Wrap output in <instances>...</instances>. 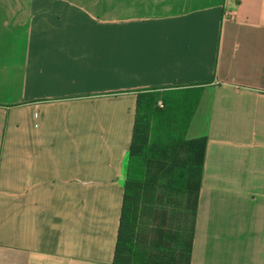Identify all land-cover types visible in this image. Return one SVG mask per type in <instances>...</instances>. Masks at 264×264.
<instances>
[{
	"label": "crops",
	"instance_id": "obj_1",
	"mask_svg": "<svg viewBox=\"0 0 264 264\" xmlns=\"http://www.w3.org/2000/svg\"><path fill=\"white\" fill-rule=\"evenodd\" d=\"M151 90L199 95L191 264H264V0H0V264H115Z\"/></svg>",
	"mask_w": 264,
	"mask_h": 264
},
{
	"label": "trees",
	"instance_id": "obj_2",
	"mask_svg": "<svg viewBox=\"0 0 264 264\" xmlns=\"http://www.w3.org/2000/svg\"><path fill=\"white\" fill-rule=\"evenodd\" d=\"M168 95L172 98L163 99L164 108L159 107L161 95L156 90L138 96L115 264H191L192 261L208 138L186 139L199 95L193 97L184 91ZM165 118L169 122L167 130L157 139L159 124ZM150 194L182 203L190 227L180 225L177 230L167 227L168 223L160 226L152 221L149 226L154 237L145 236L139 242L137 223ZM167 207L164 204L160 212L167 214Z\"/></svg>",
	"mask_w": 264,
	"mask_h": 264
},
{
	"label": "rangeland",
	"instance_id": "obj_3",
	"mask_svg": "<svg viewBox=\"0 0 264 264\" xmlns=\"http://www.w3.org/2000/svg\"><path fill=\"white\" fill-rule=\"evenodd\" d=\"M168 94H169L168 92L160 93L161 95V101L159 102L160 108L165 107L163 99L172 98ZM168 124L169 122L167 121L166 118L159 124L160 127H158L157 139H160L162 137V133L167 130ZM157 197L158 195L156 196L155 194H150L144 203L145 207L142 210L141 219L137 223V230H136V234L138 235V238H140L138 240L139 242L143 241L144 239L143 237L145 236L154 237L152 226H149L152 221L159 223L160 226H162V223H168L167 227L177 230L180 225H182L183 227H190V219H188V217L186 216L184 217V207L182 206V203H176L174 200L169 202L167 199H163L165 198L163 195H162L163 198L160 196V198L158 199ZM166 203L168 205V207L165 208L167 214H164L160 212V209Z\"/></svg>",
	"mask_w": 264,
	"mask_h": 264
},
{
	"label": "built area",
	"instance_id": "obj_4",
	"mask_svg": "<svg viewBox=\"0 0 264 264\" xmlns=\"http://www.w3.org/2000/svg\"><path fill=\"white\" fill-rule=\"evenodd\" d=\"M228 18H234L235 17V13L234 12H229L227 15H226Z\"/></svg>",
	"mask_w": 264,
	"mask_h": 264
}]
</instances>
